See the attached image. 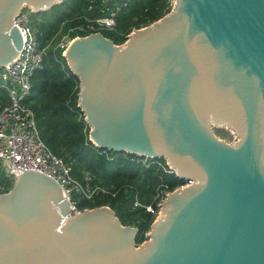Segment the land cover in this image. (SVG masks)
I'll list each match as a JSON object with an SVG mask.
<instances>
[{"label":"water","instance_id":"1","mask_svg":"<svg viewBox=\"0 0 264 264\" xmlns=\"http://www.w3.org/2000/svg\"><path fill=\"white\" fill-rule=\"evenodd\" d=\"M62 2L0 0V66L21 47L14 17ZM171 2L122 44L94 32L63 57L90 141L186 184L136 244L107 206L69 215L53 179L24 171L0 193V264H264V0Z\"/></svg>","mask_w":264,"mask_h":264},{"label":"trees","instance_id":"2","mask_svg":"<svg viewBox=\"0 0 264 264\" xmlns=\"http://www.w3.org/2000/svg\"><path fill=\"white\" fill-rule=\"evenodd\" d=\"M170 7L169 0H63L48 9L47 12L53 14L52 21L43 20L38 23L39 44L46 45L59 24L65 31L72 29L71 38L96 32L73 30L78 26L93 25L91 19L106 16L116 8L117 24L110 31L111 34L98 31L114 44H121L132 26L148 25L167 13ZM61 51L59 45L48 53L46 51L40 67L31 77L26 102L35 113L37 127L42 130L41 137L54 154L70 165L71 174L83 183L82 173L88 172L94 181L91 185L106 189L105 193L97 191L89 199L76 203V206L79 209L108 206L122 225L136 227L135 243H140L145 239L144 233L153 220V214L145 211L143 205L154 206L156 190L171 191L183 185L184 181L176 178L173 173L164 172L153 162L164 167L162 158L146 159L144 164L142 158L96 147L85 137L83 129H87V125L80 119L83 115L77 106L78 79L66 68ZM65 153L68 160L63 155ZM110 181L115 182L112 188H109ZM11 186L6 180L4 183L0 180V193L7 192ZM135 200L141 206H134Z\"/></svg>","mask_w":264,"mask_h":264},{"label":"built area","instance_id":"3","mask_svg":"<svg viewBox=\"0 0 264 264\" xmlns=\"http://www.w3.org/2000/svg\"><path fill=\"white\" fill-rule=\"evenodd\" d=\"M115 17L116 11L114 10L106 16L91 19L93 25L90 24L86 28L78 26L74 29L83 32L95 31L93 28L97 27L113 29ZM12 26H15L20 33L21 47L13 60L0 66V88H3L7 95V101L0 104V165L4 178L13 184L24 171L42 173L58 184L61 197L68 202L69 215L79 213L83 209L76 206V202L71 198L72 193L78 192L84 199H89L102 189L96 185L88 184L91 179L88 172L82 173L83 183L71 174L70 165L54 154L41 138L35 113L26 102L31 88V77L41 65L49 41L46 45L41 46L37 37L33 33H29L27 19L22 11L14 17ZM71 30L69 29L68 33ZM76 37L79 36L73 38ZM73 38L68 37L67 40ZM63 52L64 49L61 51L62 55ZM232 137L233 141L235 138ZM141 162L145 164L146 159L142 158ZM153 162L164 169V172L173 173V170L164 161V167L156 161ZM167 193L162 189L156 190L154 206L143 205L145 211L154 213V219L159 214L161 196ZM134 206H141V204L135 200ZM65 217H63V222Z\"/></svg>","mask_w":264,"mask_h":264},{"label":"rangeland","instance_id":"4","mask_svg":"<svg viewBox=\"0 0 264 264\" xmlns=\"http://www.w3.org/2000/svg\"><path fill=\"white\" fill-rule=\"evenodd\" d=\"M170 1V5L172 4V2H171V0H169ZM124 8H125V5H124ZM115 10H117V12H118V9H115ZM48 10H46V11H42V12H39V13H34V12H32L31 10H30V8H24L23 10H22V12H24L25 13V16H26V19H27V25H28V29H29V33H33L34 34V36L35 37H37V41L39 42L40 41V39H38V37H39V34L37 33L38 32V27H40L39 25H38V23H40L41 21H45V20H47V21H52L53 20V14L51 15V13H48L47 12ZM121 11H125L124 9H122ZM119 12H120V10H119ZM51 15V16H50ZM134 20V19H133ZM116 24H117V22H116ZM115 24V25H116ZM138 24V23H137ZM142 24H138V25H134V26H132V28H130V30L132 31L133 29H136V27H138V26H141ZM142 27V26H141ZM84 28H86V26H84ZM116 28V27H115ZM139 28V27H138ZM96 32H99L98 30H100V31H105V33L106 32H109L110 34H111V30H113V29H107V28H103V27H97V28H93ZM67 31V30H66ZM65 30H64V28L62 29V26L59 24V26H58V28L55 30V34L53 35V36H50V38H49V43L47 44V53L51 50V49H56V47H58V45H59V47L60 48H62V50L65 48V47H68V40H67V38L69 37V38H71L70 36V32L68 33V31L66 32ZM73 31H75V29L73 30ZM66 32V33H65ZM115 32H118L119 33V31H116L115 30ZM124 31L123 30H121V33H123ZM65 33V34H64ZM89 34V33H88ZM124 34V33H123ZM129 34V33H128ZM128 34H126V35H128ZM87 35V34H86ZM76 36H79V35H76ZM85 36V35H84ZM110 36H112V37H114L113 35H110ZM70 43V42H69ZM122 44V43H121ZM51 48V49H50ZM0 91H1V93H2V97H1V99H0V103L2 104V103H5L6 101H7V95H6V91L3 89V88H0ZM83 115V114H82ZM80 119H83L84 120V115L83 116H81L80 117ZM89 127L87 126V129H83V133H85V137H87L88 138V140H90L89 139ZM38 131H39V134H40V136H41V134H42V130L41 129H39L38 128ZM212 131H213V133H214V135L217 137V138H219V139H221V140H223V141H225V142H227V143H230L231 141H232V136H233V134H232V132L230 131V130H228V129H226V128H224V127H212ZM42 138V137H41ZM43 139V138H42ZM44 140V142L46 143V141H45V139H43ZM92 144H93V142L92 141H90ZM94 145V144H93ZM95 146V145H94ZM62 148H60V149H58L57 150V152L56 153H58L60 150H61ZM64 156H65V158H67V160H68V157H67V154L65 153V154H63ZM142 164V163H141ZM90 178H91V176H90ZM0 180L2 181V183H4L5 182V179H4V175H3V172H2V168H1V165H0ZM91 183H94V181L92 180V179H90V181L88 182V184H91ZM110 184L109 185H111L109 188H112V186L115 184V182H109ZM103 187V186H102ZM108 188V189H109ZM102 190L100 191V192H102V193H105L106 192V189H105V187H103V188H101ZM175 189V188H174ZM159 190V189H158ZM173 190V189H172ZM166 192H170V191H166ZM114 194V191H112L111 192V195H113ZM155 194V193H154ZM71 198H72V200L73 201H75L77 204L78 203H80V202H82V201H85L84 200V198H83V196L81 195V194H79L78 192H73L72 193V195H71ZM88 201V200H87ZM133 205H134V203H133ZM146 205V204H145ZM108 207V206H107ZM109 208V207H108ZM88 209V208H87ZM144 209V208H143ZM151 214H153V219H154V217H155V215H154V213H151ZM132 227H134V226H132ZM145 234V233H144Z\"/></svg>","mask_w":264,"mask_h":264},{"label":"bare ground","instance_id":"5","mask_svg":"<svg viewBox=\"0 0 264 264\" xmlns=\"http://www.w3.org/2000/svg\"><path fill=\"white\" fill-rule=\"evenodd\" d=\"M74 39H75V38L71 39L70 41H73ZM70 41H69V42H70ZM68 44L70 45V43H68ZM69 45H68V46H69ZM17 52H18V50L16 51V54H15L14 58L17 56ZM93 142H94V141H93Z\"/></svg>","mask_w":264,"mask_h":264}]
</instances>
